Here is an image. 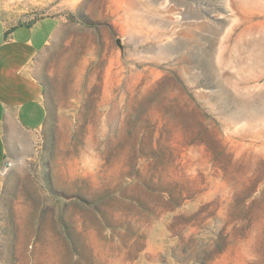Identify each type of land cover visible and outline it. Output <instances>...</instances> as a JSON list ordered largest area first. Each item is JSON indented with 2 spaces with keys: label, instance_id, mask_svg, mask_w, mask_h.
Segmentation results:
<instances>
[{
  "label": "rangeland",
  "instance_id": "1",
  "mask_svg": "<svg viewBox=\"0 0 264 264\" xmlns=\"http://www.w3.org/2000/svg\"><path fill=\"white\" fill-rule=\"evenodd\" d=\"M2 1L56 27L0 264H264V0Z\"/></svg>",
  "mask_w": 264,
  "mask_h": 264
},
{
  "label": "crops",
  "instance_id": "2",
  "mask_svg": "<svg viewBox=\"0 0 264 264\" xmlns=\"http://www.w3.org/2000/svg\"><path fill=\"white\" fill-rule=\"evenodd\" d=\"M0 0V169L27 156L48 110L40 56L51 41L54 17L7 22Z\"/></svg>",
  "mask_w": 264,
  "mask_h": 264
},
{
  "label": "built area",
  "instance_id": "3",
  "mask_svg": "<svg viewBox=\"0 0 264 264\" xmlns=\"http://www.w3.org/2000/svg\"><path fill=\"white\" fill-rule=\"evenodd\" d=\"M8 167H10V163L5 162V164L2 166L1 169H3V170L5 171V170H7ZM1 169H0V170H1Z\"/></svg>",
  "mask_w": 264,
  "mask_h": 264
}]
</instances>
